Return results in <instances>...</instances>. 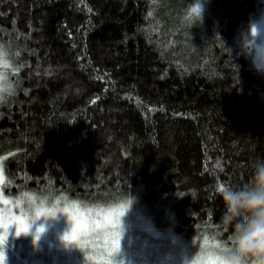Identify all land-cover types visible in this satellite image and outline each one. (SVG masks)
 Listing matches in <instances>:
<instances>
[{
  "label": "trees",
  "instance_id": "trees-1",
  "mask_svg": "<svg viewBox=\"0 0 264 264\" xmlns=\"http://www.w3.org/2000/svg\"><path fill=\"white\" fill-rule=\"evenodd\" d=\"M199 2L200 20L196 0H0L16 66L3 197L130 205L151 233L229 243L217 189L264 159V73L246 48L263 0Z\"/></svg>",
  "mask_w": 264,
  "mask_h": 264
},
{
  "label": "rangeland",
  "instance_id": "rangeland-1",
  "mask_svg": "<svg viewBox=\"0 0 264 264\" xmlns=\"http://www.w3.org/2000/svg\"><path fill=\"white\" fill-rule=\"evenodd\" d=\"M253 24L260 29L256 43L264 45V0ZM251 55V64L257 70L254 64L255 49H252ZM0 165H2L1 162ZM3 199L6 198L3 197ZM54 201L26 200L23 202L25 206L21 204L22 201L16 205L11 202L5 205L0 201V221L6 220L10 213L19 216L22 211L26 219L35 218L36 221L26 233L16 235L14 227L9 231L4 245L6 264H43L41 256L44 253L50 257L46 264H85V249L77 247L74 243H66L63 236L70 231L75 219L87 220L89 213L77 205L73 207V204L67 202ZM57 202H61V205ZM52 205L59 209L67 208L68 211H59L62 213H57L55 218L35 217L37 209L44 211V216H47V211L53 209ZM92 212L91 219H96V211L92 210ZM142 216L145 215L142 213H125L122 218L124 231L121 240V254L117 259L122 260L123 264H183L185 258L190 260L198 252L200 247H198L197 242H183L170 230L159 235L151 233ZM114 219V216L109 217L111 221ZM37 228L43 229L38 237L36 235ZM97 232H100L99 236L96 235ZM0 234H4L2 229H0ZM16 238H25L27 241L22 240L23 244H19L15 241ZM81 239L88 241L86 250L96 254L92 260L93 264H106L108 257L104 255L105 240L102 230L89 228L88 234L83 235ZM110 239L111 237H109ZM10 250L20 252V258L14 259ZM28 255H31V258L28 259Z\"/></svg>",
  "mask_w": 264,
  "mask_h": 264
},
{
  "label": "clouds",
  "instance_id": "clouds-1",
  "mask_svg": "<svg viewBox=\"0 0 264 264\" xmlns=\"http://www.w3.org/2000/svg\"><path fill=\"white\" fill-rule=\"evenodd\" d=\"M202 11V5L196 0V3L189 8V15L200 20ZM259 33L260 29L255 24L250 26L251 40L246 41V48L249 51L255 49L254 64L259 72L264 73V45L256 43ZM15 72L13 54L5 45L0 44V103L6 102L15 94L16 85L12 79ZM217 192L225 208L222 223L232 228L229 243L216 238L211 239L208 244H202L190 260L185 258L183 264H198V262L203 264V261L209 257L215 259L217 264H264V159L258 158L255 161L246 183L235 187L225 184L218 187ZM52 208L55 209L56 206L52 205ZM115 208L118 209L119 205ZM127 209L119 216L117 226V231L120 233V248L108 257V264H123V261L118 260L117 257L121 254L124 231L122 218ZM56 214L41 217L55 218ZM84 252L85 264H93V261L88 259L93 253L89 250ZM3 254V264H6L5 250Z\"/></svg>",
  "mask_w": 264,
  "mask_h": 264
},
{
  "label": "snow or ice",
  "instance_id": "snow-or-ice-1",
  "mask_svg": "<svg viewBox=\"0 0 264 264\" xmlns=\"http://www.w3.org/2000/svg\"><path fill=\"white\" fill-rule=\"evenodd\" d=\"M3 184H4V173H3V167L0 165V201H2L3 204L7 205L10 203L9 200L3 199ZM222 186V185H220ZM219 186V187H220ZM18 203V202H17ZM75 207V205H73ZM123 205H120L118 209L113 208L107 210L99 209L96 211V219H91V212L92 210L89 209V219L81 221L80 219H75V223L71 226V231L67 232L63 236V240L68 243H74L76 246L87 249L88 241L81 239L83 235L88 234L89 228L92 230L100 229L102 230L104 234V248L105 253L107 257H110L112 253L116 252L120 248V233L118 231H115L119 224V216L123 214ZM59 211H65L67 212L68 209H51L47 211V215H55L56 212ZM45 212L41 211L39 209L35 212V217L44 216ZM114 216V221L109 220V217ZM35 223V218L26 219L24 212L22 211L19 216H16L14 214H9L8 218L4 221H0V229L3 230L4 234H0V264H3L4 261V245L7 241V236L9 235V231L14 227L15 228V234L20 235L21 233H26L30 229L31 225ZM42 228L36 229V235L39 236V233L42 232ZM97 236L100 235V232L96 233ZM109 237L111 239L109 240ZM211 239H215V237H212ZM210 242L209 237L207 235L203 238V244H208ZM198 247L200 245L198 244ZM96 254L93 253L88 257V259L93 260L95 258ZM108 264V260L106 262ZM199 264V262H198ZM203 264H217V261L213 259L212 257H209L207 260L203 261Z\"/></svg>",
  "mask_w": 264,
  "mask_h": 264
}]
</instances>
